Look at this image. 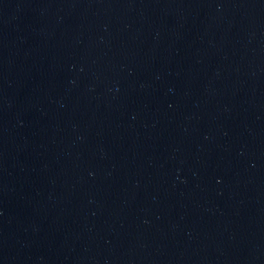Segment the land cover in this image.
Masks as SVG:
<instances>
[{
	"label": "water",
	"instance_id": "1",
	"mask_svg": "<svg viewBox=\"0 0 264 264\" xmlns=\"http://www.w3.org/2000/svg\"><path fill=\"white\" fill-rule=\"evenodd\" d=\"M0 264H264V0H0Z\"/></svg>",
	"mask_w": 264,
	"mask_h": 264
}]
</instances>
